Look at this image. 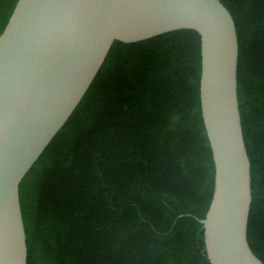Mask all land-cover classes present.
<instances>
[{
    "label": "trees",
    "instance_id": "trees-1",
    "mask_svg": "<svg viewBox=\"0 0 264 264\" xmlns=\"http://www.w3.org/2000/svg\"><path fill=\"white\" fill-rule=\"evenodd\" d=\"M220 1L238 39L247 240L264 263V0ZM15 3L0 0V33ZM199 76L192 29L117 45L19 183L27 264H210L198 219L214 167Z\"/></svg>",
    "mask_w": 264,
    "mask_h": 264
},
{
    "label": "water",
    "instance_id": "water-1",
    "mask_svg": "<svg viewBox=\"0 0 264 264\" xmlns=\"http://www.w3.org/2000/svg\"><path fill=\"white\" fill-rule=\"evenodd\" d=\"M199 35V104L214 167L210 264H264L247 225L252 175L237 99L238 39L220 0H16L0 33V264H27L19 183L120 42ZM180 216V215H179Z\"/></svg>",
    "mask_w": 264,
    "mask_h": 264
}]
</instances>
